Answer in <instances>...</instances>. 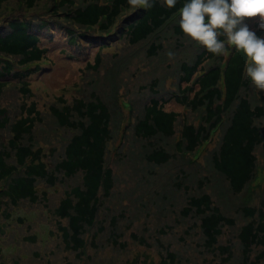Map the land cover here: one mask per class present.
Returning <instances> with one entry per match:
<instances>
[{
    "label": "trees",
    "instance_id": "obj_1",
    "mask_svg": "<svg viewBox=\"0 0 264 264\" xmlns=\"http://www.w3.org/2000/svg\"><path fill=\"white\" fill-rule=\"evenodd\" d=\"M10 1L0 0V99L4 88L13 80L19 84L22 95L31 94L27 78L38 71V66L33 69L26 67L44 58L46 48L39 46L40 32L51 25L63 27L72 45H77L78 39L87 38L85 33L88 31L109 33L117 26L118 36L124 37L129 44L150 40L146 50L150 56L156 55L162 48L163 32L172 31L179 38L188 37L179 23L180 11L186 0H177L174 7H169L166 0H151L150 7L139 5L138 8L135 7L138 0H56L47 11L44 8L46 13H50L47 14L51 17L48 19L43 16L3 15L2 10ZM20 1L25 9L30 10L38 0ZM60 20L67 21L70 26H62ZM81 28L84 30L79 32ZM255 30L264 35V30L259 27ZM219 39L227 45L224 50L230 49L226 33L220 31ZM101 41L99 48L111 44L109 38ZM191 46L193 53L186 54V58L179 63V72L170 74L177 75V88L155 90L154 81L150 88L152 94L147 97L134 121L132 133L136 140L144 141L156 137H177L171 152L166 145L149 142L147 147L151 148L146 154V161L161 165L177 158L179 153L190 154L210 138V133L217 126L221 128L220 141L211 151L209 163L212 171L226 183V191L232 195L245 192L243 196H247V199L244 198L247 202L234 209L244 219L236 234L241 244L240 264H261L264 261V196L258 195L264 191L253 186L251 193L249 190L258 162L257 153L264 155V90L258 89L247 76L249 58L242 51L232 46L224 62V50L211 52L195 40ZM101 58L99 50L89 67L97 71ZM170 101L191 112H200L199 122L194 124L182 120L176 135L181 114L164 108ZM108 103L111 102L95 92L90 93L89 100L74 98L71 103L61 96L57 97L56 102L49 106V112L58 126L71 129L74 133L64 143L63 155L51 165L44 160L43 146L33 144L34 128L42 120L35 103H22L19 115L14 119H11L7 108L0 107V138L3 130L10 132L6 142L0 140V213L5 212L7 216V208L17 205L20 200L31 203L47 200L46 191H41L40 195L37 191L38 179L53 185L82 172L81 183L65 190L52 210L59 218L58 229L66 247L76 251L77 255L84 251L83 235L95 224L102 198L108 197L114 186L113 169L106 164L107 143L113 139L112 111ZM25 135L27 142H24ZM180 171L181 175H186L182 168ZM256 196L258 198L253 202ZM3 204L6 207L2 210ZM190 213L199 219L204 247L212 252L218 250L225 255L223 261L229 260L233 255L232 246L219 243V237L225 226L235 225V217L226 214L220 204L214 202L211 193L205 190L188 195L181 214L187 216ZM61 219H66L67 223L61 224ZM115 221L113 217L111 224L114 225ZM131 237L149 246L144 236L132 233ZM113 240L117 243V239ZM256 247L261 249L252 256ZM129 264L154 262H138L133 258ZM157 264L179 262L175 252L166 249Z\"/></svg>",
    "mask_w": 264,
    "mask_h": 264
},
{
    "label": "rangeland",
    "instance_id": "obj_2",
    "mask_svg": "<svg viewBox=\"0 0 264 264\" xmlns=\"http://www.w3.org/2000/svg\"><path fill=\"white\" fill-rule=\"evenodd\" d=\"M55 2L38 0L28 10L20 0H11L5 4L2 13L48 19L51 18L47 16L50 13H46L44 8L47 11ZM136 6L139 7L137 2ZM60 22L62 26H70L65 20ZM248 23L256 29L260 21L258 17H252L248 18ZM117 28L114 26L109 33L88 31L85 33L88 37L78 39L77 45L68 42V34L63 27L51 25L49 29L42 28L39 46L46 48L45 56L26 67L33 69L38 66V71L27 78L31 94L22 95L19 84L14 80L3 90L0 107L7 108L11 119L19 115L22 103H35L42 120L34 128L33 144L43 146L44 160L49 165L63 155L64 143L74 133L71 129L58 126L49 112V106L56 102L57 97L61 96L71 103L74 98L89 100L90 93L95 92L111 102L108 105L112 111L113 139L107 143L106 164L113 169L114 186L110 195L102 198L95 224L83 235L84 251L77 255L76 251L66 247L58 229L59 218L52 210L65 190L81 183L82 172L53 185L38 179L37 191L39 195L41 191H46L47 200L35 203L20 200L17 205L8 204L7 216L5 212L0 213V264H129L133 258L138 262L153 261L157 264L166 249L175 252L179 264H240L241 244L236 234L244 219L234 209L246 203L244 198L247 199V196H243L245 192L232 195L226 191V183L212 171L209 163L211 151L220 141L221 128L217 127L210 139L196 151L179 153L177 158L161 165L146 161V154L151 148L147 147L149 142L166 145L171 152L177 137H156L144 141L136 140L132 133L134 121L147 97L152 94L151 84L156 81L153 85L155 90L177 88V75L170 74L178 73L179 63L186 58V54L193 53L191 44L194 40L189 36L179 38L172 31H165L161 34L162 48L156 55L150 56L146 51L150 40L129 44L124 37L118 36ZM106 38L111 40V44L99 48L101 40ZM99 50L101 65L94 71L89 66L94 63V56ZM164 108L181 114L176 135L182 120L194 124L199 122L200 112L186 110L174 101L167 102ZM1 135L0 140L6 142L10 132L5 129ZM24 142H27V135ZM257 156V167L263 170L260 173L257 170L250 193L257 177L261 180L255 182V186L264 191V155L257 153ZM180 168L186 175H181ZM201 190L211 193L214 202L220 204L226 214L235 217V225L225 226L219 237V243L232 246L233 255L227 261H223L225 255L218 250L212 252L204 247L198 217L193 213L187 216L181 214L188 195ZM258 196H264V192ZM257 198L254 197L253 202ZM249 203L252 204L251 201ZM5 207L3 204L2 210ZM113 217L116 218L114 225L111 224ZM60 222L64 225L67 220L61 219ZM132 233L144 236L149 246L132 238ZM113 239H117V243ZM260 249L256 247L252 256Z\"/></svg>",
    "mask_w": 264,
    "mask_h": 264
},
{
    "label": "clouds",
    "instance_id": "obj_3",
    "mask_svg": "<svg viewBox=\"0 0 264 264\" xmlns=\"http://www.w3.org/2000/svg\"><path fill=\"white\" fill-rule=\"evenodd\" d=\"M140 2L151 6V0ZM176 3L177 0H166L169 7ZM252 17L259 18V28L264 30V0H186L179 23L185 34L215 53L226 48L219 32L226 33L228 43L249 58L247 76L264 90V35L250 27L248 18Z\"/></svg>",
    "mask_w": 264,
    "mask_h": 264
}]
</instances>
